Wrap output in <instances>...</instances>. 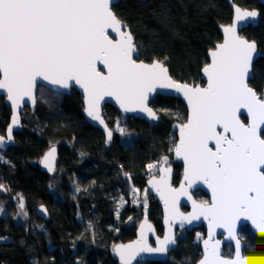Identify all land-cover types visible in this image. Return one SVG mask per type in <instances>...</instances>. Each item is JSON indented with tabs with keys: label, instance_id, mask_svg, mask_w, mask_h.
<instances>
[{
	"label": "water",
	"instance_id": "1",
	"mask_svg": "<svg viewBox=\"0 0 264 264\" xmlns=\"http://www.w3.org/2000/svg\"><path fill=\"white\" fill-rule=\"evenodd\" d=\"M119 1L0 0V97L12 112L0 149L16 145L22 116L26 107L36 110L40 87L67 96L76 89L86 120L109 142L114 135L106 105L123 117L158 124L161 116L152 101L180 99L187 120L173 126V158L183 167L182 178L175 183V169L165 160L159 175L147 181L162 210L163 233L145 216L133 240L114 245V257L118 264L166 262L179 246L178 231L204 227L197 264H264V91L261 96L250 86L264 53L241 34L260 25V10L226 0L232 23L219 26L222 41L208 53L204 85H191L176 80L161 61H140L134 36L113 10ZM58 160L54 145L40 168L54 175ZM196 192L206 193L209 203ZM36 215L50 221L45 205ZM246 226L257 237L259 252L244 254L240 234ZM229 245L232 257L225 255Z\"/></svg>",
	"mask_w": 264,
	"mask_h": 264
},
{
	"label": "trees",
	"instance_id": "2",
	"mask_svg": "<svg viewBox=\"0 0 264 264\" xmlns=\"http://www.w3.org/2000/svg\"><path fill=\"white\" fill-rule=\"evenodd\" d=\"M234 2L260 10V25L241 34L264 53V5L259 0ZM113 10L134 36L140 61H161L176 80L191 85H204L201 76L209 63L208 53L222 41L219 26L233 20L226 0H120ZM250 86L259 94L264 91V57L255 63ZM151 105L161 116L158 124L123 117L106 105L104 116L111 130L122 121L125 132L134 138L126 144L113 132L108 146L103 132L86 120L82 95L76 89L67 96L39 88L36 110L26 107L24 129L15 134L16 145L0 161V205L11 213L0 215V238L9 239L0 242V264H118L111 245L136 237L132 219L146 215L163 233L161 207L149 194L142 203V191L149 178L147 166L173 155L177 144L173 126L187 119V109L180 99L162 96ZM11 114L5 97H0V135L5 134ZM52 145L59 147V160L56 173L49 175L39 162ZM172 166L178 184L183 167L175 161ZM131 190L138 196L137 204L130 202ZM195 196L209 201L204 192ZM121 199L125 206L117 214ZM15 202L24 203V224L12 217ZM40 205L47 207L49 222L37 217ZM198 232L205 228L179 231V246L168 261L142 264H197L202 258ZM240 235L245 255L259 252L258 239L248 226ZM231 251L227 246L225 255L232 257Z\"/></svg>",
	"mask_w": 264,
	"mask_h": 264
},
{
	"label": "rangeland",
	"instance_id": "3",
	"mask_svg": "<svg viewBox=\"0 0 264 264\" xmlns=\"http://www.w3.org/2000/svg\"><path fill=\"white\" fill-rule=\"evenodd\" d=\"M40 88H42V87H40ZM260 95L262 96V93H260ZM186 120H183V122H186ZM113 132L119 133L121 135V139H122V142L123 143L131 144L133 142V140H134V138L132 137V135L130 133H126L125 132L122 121H119L117 123V125H116L115 129L113 130ZM105 139H106V137H105ZM106 142H107L108 146H109V143H111V142H109L107 140H106ZM52 146H54V145H52ZM5 160H6V157L4 155V151H2L0 149V161H5ZM165 160L168 161V164L169 165H173V162L175 161L174 158H173V155H172V156L163 157L160 161L149 164L147 166L148 175H149L148 177H151L152 175H159V167L163 164V162ZM75 189L78 190L76 187H75ZM148 194H149L148 193V189L146 187V189L142 191V197H141L142 203H145L147 200H149L147 198L148 197ZM200 200L202 202H206V203L208 202V200H205L203 198H200ZM15 203H16V205H15L16 214L14 216H12V217H13V219H14V221L16 223L24 224V223L27 222V214L25 213L24 203L23 202H20V203L15 202ZM124 206H125V201L123 199H121L119 201V206L117 207V214L120 213L122 207H124ZM35 213H36V211H35ZM8 214H11V213H9V210L7 208H5L3 205H0V215L1 216H6ZM142 219H140V220L139 219H136V220L135 219H132L130 221V224L131 225L133 224V225L138 226L141 223ZM205 235H206L205 232L204 233L198 232L197 233V237H196L197 242L200 243L205 238ZM240 238H241V235H240ZM8 240L9 239H7V238H0V242H2V241H8ZM113 246L114 245L112 244L111 245V250H113ZM229 246L232 247V251H231L232 254L230 255V256H232L233 253H234V248H233L232 245H229Z\"/></svg>",
	"mask_w": 264,
	"mask_h": 264
},
{
	"label": "built area",
	"instance_id": "4",
	"mask_svg": "<svg viewBox=\"0 0 264 264\" xmlns=\"http://www.w3.org/2000/svg\"><path fill=\"white\" fill-rule=\"evenodd\" d=\"M125 177L129 178V177H130V174H128V173L125 174ZM129 196H130V202H131L132 204H137V203H138L139 199H138V196L136 195V193H135L134 190H131V191H130Z\"/></svg>",
	"mask_w": 264,
	"mask_h": 264
},
{
	"label": "flooded vegetation",
	"instance_id": "5",
	"mask_svg": "<svg viewBox=\"0 0 264 264\" xmlns=\"http://www.w3.org/2000/svg\"><path fill=\"white\" fill-rule=\"evenodd\" d=\"M196 193H199V192H196ZM196 193H195V194H196ZM206 195H207V194H206ZM207 196H208V195H207ZM197 199H198V198H197ZM208 199H209V197H208ZM201 202H202V201H201ZM208 202H209V201H208ZM208 202H207V203H208ZM204 203H206V202H204ZM178 232H179V231H178Z\"/></svg>",
	"mask_w": 264,
	"mask_h": 264
}]
</instances>
